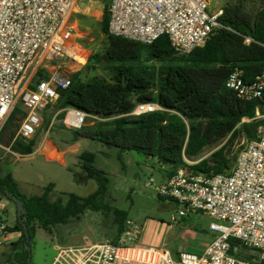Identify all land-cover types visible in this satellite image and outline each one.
Returning <instances> with one entry per match:
<instances>
[{"label":"trees","instance_id":"trees-1","mask_svg":"<svg viewBox=\"0 0 264 264\" xmlns=\"http://www.w3.org/2000/svg\"><path fill=\"white\" fill-rule=\"evenodd\" d=\"M97 1L103 5L99 29L105 47L90 54L86 68L93 69L91 63L104 64L109 77L80 79L74 73L69 86L59 90L56 109L74 108L89 115L86 124L62 134L64 144L85 138L135 151L156 159L161 167L167 166V177L181 168L206 175L229 173L237 157L231 156L234 140H254L257 128L264 124V119H254L256 108L264 113V104L242 101L224 85L235 68L242 71L245 83L264 70V1L225 0L217 18L220 26L201 47L186 55H177L165 35L151 44H142L110 34V0ZM245 38L250 42L246 44ZM38 76L46 75L40 72ZM145 103H154L161 110L130 115L136 104ZM22 117L21 109L16 107L0 131V142L9 144L21 156L31 154L35 145L34 139L12 141ZM56 117L61 120L63 112ZM6 133L7 139L3 140ZM218 144L220 147L207 158L186 164L185 157L197 158L205 148ZM93 161L94 155L84 151L78 155L81 172L69 169L76 183H96V189L85 197L68 193L65 200L51 199L52 183L40 195L26 196L10 173L0 176V200H12L20 209L16 224L9 228L11 232L19 231L20 236L1 251L3 264H31L29 243L36 229L51 233L58 225L78 221L86 210L111 217L115 227L111 243H117L127 213L109 204V179ZM229 243L231 247L239 246L233 238Z\"/></svg>","mask_w":264,"mask_h":264},{"label":"built area","instance_id":"built-area-1","mask_svg":"<svg viewBox=\"0 0 264 264\" xmlns=\"http://www.w3.org/2000/svg\"><path fill=\"white\" fill-rule=\"evenodd\" d=\"M78 1L0 0V131L16 107L23 113L12 141L30 140L44 119L43 113L55 104L59 90L69 86L70 77L59 71L61 66L50 70V65L68 60L83 66L88 60L69 24ZM221 13L220 7L210 11L207 0H110L108 31L142 44L165 35L177 55H186L201 47L220 26L217 18ZM40 72L46 76L39 77ZM224 85L242 101L264 104V70L245 83L242 71L235 68ZM156 110L161 108L154 103L136 104L130 115ZM59 112H63L61 122L68 129L80 128L89 116L74 108ZM254 119H264L258 108ZM145 186L174 203L177 218L199 213L212 219V239L201 254L182 252L173 257L163 247L144 245L139 242L141 226L128 218L116 244L86 240L76 246H60L52 264L264 263V124L238 153L229 173L206 175L181 168L157 183L150 178ZM5 214L0 201V248L20 236L19 231L9 230L13 226L5 223ZM230 238L255 253L250 262L236 255Z\"/></svg>","mask_w":264,"mask_h":264},{"label":"rangeland","instance_id":"rangeland-1","mask_svg":"<svg viewBox=\"0 0 264 264\" xmlns=\"http://www.w3.org/2000/svg\"><path fill=\"white\" fill-rule=\"evenodd\" d=\"M207 1L210 11H214L225 2V0ZM102 9L103 5L97 0H79L76 12L70 17L69 24L73 28V35L89 56L102 51L105 47L104 36L99 29ZM86 64L88 63L80 66L68 60H55L50 65V70L61 66L59 71H64L69 77L77 73L80 79L92 76L106 79L109 77V71L104 64L91 63L93 69H87ZM55 113L56 115L60 113L55 108V104L43 113L44 119L31 138L35 140L31 154L21 156L13 152L9 144L0 142V176L10 173L22 194L40 195L49 183L54 185L50 193L51 199L61 197L65 200V195L68 193L80 197L92 193L97 187L93 180L76 183L73 178V172H81L78 155L86 151L94 155L93 165L103 171L109 179L107 186L109 204L125 211L127 217L138 225L144 219L154 220L164 226L172 225L175 235L165 236L172 248L183 244L186 240H181V236L184 235L180 227L184 224L207 225L208 216L199 213H190L193 215L188 214V217L180 220L175 215L176 208L166 205L169 201L159 199L151 188L145 186L150 178L155 183L160 182L166 176V171L169 169L167 166L161 167L156 159H149L141 153L107 147L98 141L85 138L66 145L61 139L62 134H68L72 129L66 128L57 117L53 118ZM50 121L52 124L49 127ZM6 135L7 133L3 136V140L7 139ZM246 143L244 137L236 138L231 146V156L238 155ZM220 145L205 148L197 158L185 157L186 164L190 166L207 158ZM48 154H55L58 158L50 157ZM1 202L7 212L5 223L14 226L17 222L19 207L6 198H2ZM172 216L175 217L174 221L171 220ZM114 238L115 227L111 217L102 212L86 210L78 221L58 225L51 230V233L36 229L29 243L30 263L50 264L60 246H76L86 240L111 242ZM236 253L238 257L248 262L255 256L253 251L241 246L236 247ZM2 260L0 253V264H3Z\"/></svg>","mask_w":264,"mask_h":264},{"label":"crops","instance_id":"crops-1","mask_svg":"<svg viewBox=\"0 0 264 264\" xmlns=\"http://www.w3.org/2000/svg\"><path fill=\"white\" fill-rule=\"evenodd\" d=\"M147 158L150 159V157ZM165 177H167V175ZM166 205H172L176 208L175 204L170 201L169 204ZM6 217L7 212L5 214V218ZM185 217H188V215ZM207 218L209 219L208 223L204 226H200V224L198 223L189 225L184 224L183 226H181L180 228L183 230L184 235L181 236V240H186L183 241V244L176 245V247L174 248L171 247V243H169V240L165 239V236L168 234H170L171 236L175 235L174 231H172V225L167 224L164 226L162 224H158V222L154 220L144 219L143 222L140 224L141 232L139 235V242L148 246L163 247L164 249L168 250L173 257H177L178 254L182 252L199 255L203 252L206 245L212 239V233L209 230V224L212 222V219L210 217ZM3 249L4 248H0V253ZM52 262L53 260L50 264H52Z\"/></svg>","mask_w":264,"mask_h":264},{"label":"bare ground","instance_id":"bare-ground-1","mask_svg":"<svg viewBox=\"0 0 264 264\" xmlns=\"http://www.w3.org/2000/svg\"><path fill=\"white\" fill-rule=\"evenodd\" d=\"M50 157H55L56 155L55 154H48ZM59 156V155H57ZM55 158H58V157H55ZM53 159V158H52Z\"/></svg>","mask_w":264,"mask_h":264}]
</instances>
